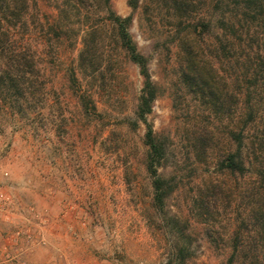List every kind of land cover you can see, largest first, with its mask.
<instances>
[{
    "label": "rangeland",
    "instance_id": "374dc122",
    "mask_svg": "<svg viewBox=\"0 0 264 264\" xmlns=\"http://www.w3.org/2000/svg\"><path fill=\"white\" fill-rule=\"evenodd\" d=\"M70 4L27 0L17 30L34 52L45 94L25 114L3 118L0 264H264L243 257L251 241L241 224L244 192L254 167L245 163L250 172L240 175L219 165L235 149L226 130L245 118L243 103L232 116L215 114L180 79L179 39L189 24L209 21L199 47L207 54L216 44V0H194L187 17L168 0H138L133 9L110 0L117 14L132 16L130 33L156 88L148 118L165 146L158 171L172 180L162 209L153 205L144 126L133 124L138 67L99 0ZM208 60L230 88L229 63ZM205 123L217 141L211 149L200 145ZM211 189L218 192L209 196Z\"/></svg>",
    "mask_w": 264,
    "mask_h": 264
},
{
    "label": "trees",
    "instance_id": "16d2710c",
    "mask_svg": "<svg viewBox=\"0 0 264 264\" xmlns=\"http://www.w3.org/2000/svg\"><path fill=\"white\" fill-rule=\"evenodd\" d=\"M61 1L66 9L73 1L86 6L91 2ZM99 1L106 13L105 20L113 26L120 46L138 67L142 77L135 110L137 122L133 124L141 123L144 126L146 167L151 176L153 205L162 209L166 196L172 190V180L164 178L158 171L165 146L156 136L148 118L156 98L148 61L139 52L130 33L132 16L117 14L111 8L110 0ZM168 2L179 16L185 17L194 6V0ZM128 4L133 9L138 0H128ZM27 6V0H0V131L3 118L21 116L25 114L26 108L32 107L31 103L44 100V81L34 52L16 37L19 25L24 24ZM216 9L220 11L217 21L219 33L216 44L207 50L209 55L199 47L200 36L209 31V21L200 20L193 25L189 24L180 37V79L187 92L215 114L232 116L240 109L239 103H243L245 118L226 130V137L234 143L235 149L227 151L219 165L231 174L240 175L250 172L245 163L254 167L252 174L255 177L248 182L244 192L248 210L245 222L241 224L251 241L248 249L250 254L243 253V257L250 256L256 260L261 257L264 260V84H261V79H264V0H216ZM62 11L65 13V9ZM61 28L58 25L56 29ZM211 55L229 63L232 77L230 88L216 77L215 69L208 60ZM81 57L84 59L83 55ZM80 100L84 103V96L81 95ZM203 121L206 122L205 119ZM198 133L202 148L211 149L217 143L207 124L200 126ZM243 148L246 149L245 157L242 154ZM217 192L211 189L209 196ZM199 205L208 212L205 202L201 201ZM183 251L181 249L180 253ZM236 251L235 245L234 255ZM232 258L233 255L229 262Z\"/></svg>",
    "mask_w": 264,
    "mask_h": 264
}]
</instances>
